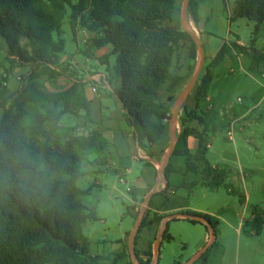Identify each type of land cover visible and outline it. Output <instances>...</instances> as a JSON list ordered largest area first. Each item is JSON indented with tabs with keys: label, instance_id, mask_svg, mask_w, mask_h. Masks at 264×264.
Returning a JSON list of instances; mask_svg holds the SVG:
<instances>
[{
	"label": "trees",
	"instance_id": "obj_1",
	"mask_svg": "<svg viewBox=\"0 0 264 264\" xmlns=\"http://www.w3.org/2000/svg\"><path fill=\"white\" fill-rule=\"evenodd\" d=\"M176 3L177 0H78L77 4L74 0H0V95L6 92L2 77L3 72L7 73L6 63L16 65L11 58L34 66L26 86L8 100L0 101L4 110L0 118V264L102 261L101 256L91 253L84 235L86 224L97 221L98 216L85 202L94 188L82 189L78 185L84 177L78 150L103 155L108 145L97 130L87 136L72 135L62 143L61 120L71 113L73 103L86 112L87 123L93 125L90 103L84 87L79 94L76 84L66 92L47 93L41 82L44 77L55 80L60 76L52 66L64 53L65 43L56 41L54 35L61 30L67 8L72 12L73 34L79 20L89 31L103 29V37L94 39L93 45L97 49L110 46L112 54L118 56L122 79L119 99L124 117L139 148L147 149L163 140L172 116L168 99L186 82L173 71L183 42L190 43L191 58L197 60L196 44L175 24ZM188 13L198 22L196 0L190 1ZM238 14L253 22L254 34L259 35L264 24V0H239ZM21 40L29 43L31 51L21 46ZM235 50L253 52L252 47L225 44L196 85V106L184 104L181 109L182 132L172 157L183 158L186 173L200 176V180L174 186L171 178L178 173L170 162L165 171L167 184L160 193L166 203L179 190L190 195L198 186L211 191L225 187L229 194L239 196L242 204L246 202L245 194L226 182L229 171L210 164L206 129L200 132L191 127L192 123L206 126L200 105L209 94L211 68ZM260 63H264V54L254 55L253 65ZM193 70L194 66L190 72ZM31 105L36 108L32 114L28 110ZM190 138L198 141L195 153L189 148ZM258 212L259 207H255L254 220L246 223L256 235L264 228ZM187 213L206 219L217 235L219 222L215 217ZM162 219L145 217L141 228L160 225ZM168 230L169 225L163 241L172 240ZM146 255L150 257V253Z\"/></svg>",
	"mask_w": 264,
	"mask_h": 264
},
{
	"label": "rangeland",
	"instance_id": "obj_2",
	"mask_svg": "<svg viewBox=\"0 0 264 264\" xmlns=\"http://www.w3.org/2000/svg\"><path fill=\"white\" fill-rule=\"evenodd\" d=\"M77 2L78 0H74V4ZM183 2L184 0H177L173 12L175 24L182 31ZM214 5L215 10L227 7L230 14L228 18V12L225 10L224 20L221 17L219 20L215 19L217 36H227L233 43L240 40L245 47H252L253 52L235 50L229 59L214 69L215 77L210 91L214 109L212 112L202 110L205 127L198 123H192L191 127L200 132L206 129L207 139L212 145L207 155L210 164L229 171L226 182L245 194L246 202L242 204L239 196L229 194L225 187L211 191L198 186L190 195L185 190H179L166 203L160 193L166 187L161 171L171 146L169 126L160 144L161 148L155 146L138 151L135 147V137L132 144L127 141L126 132L131 131L134 134V131L125 117L123 122L122 118L108 114L109 119L95 123L92 115L91 125L86 121V112L73 103L71 113L63 116L61 120L62 143L72 135L87 136L95 129L111 128L116 137L120 131L125 136L109 143L103 155L78 150L84 173L78 185L82 189L94 188L93 194L85 202L98 216L97 221L86 224L84 235L90 242L91 253L102 257L99 264H155L157 259L158 264L187 263L198 253L206 235H210L208 227L204 224H193L190 222L193 220L184 217L170 219L174 215H192L187 212L210 215L219 222L213 246L207 255L204 254L195 264H264V228L260 235H256L246 227L248 221L254 220L252 210L255 207H259L258 215L264 221V63L253 65V56L264 54V25L259 35H255V24L237 15L238 0H220V3L218 1ZM71 14V9L67 8L61 30L54 35L56 41L61 39L65 43L64 53L52 66L60 76L55 80L42 78L43 90L47 93L66 92L76 84L78 94L84 87L95 118H98L100 101L103 106L109 107L111 112L123 113L114 99L105 97L109 92L106 90L109 89V84L113 89L111 93L119 96L122 83L118 56L111 54L107 58L103 55L97 57L99 52L93 45V40L103 37V29L89 31L80 25L79 20L73 34L70 25ZM28 45L26 40H21V46L31 51ZM108 50L112 51V48L108 46ZM10 61L16 65L13 67L6 63L7 73H2L6 81L3 89L6 92L0 95V101L8 100L26 86L28 76L34 69L33 65L22 64L18 59L11 58ZM198 61L197 52V60L193 65L194 70L189 73V79L193 77ZM209 65L207 61L205 68ZM165 97V94H162V99ZM178 99L179 96L174 97L170 103L171 112ZM28 110L32 114L36 108L31 105ZM3 111L0 104V118ZM57 111H61V108ZM181 132L178 118L175 129L176 146ZM152 162L155 164L156 173L151 168ZM170 162L178 173L171 178L174 186H179L182 181L192 183L200 180V176L186 173L183 158L172 157ZM160 183L161 186L157 188ZM153 191L157 192L149 201L143 220L145 217L149 220L163 218L161 222L169 225L168 233L172 240L162 242L158 256L155 252V242L160 225L154 226L153 233L151 227H140L132 255L130 237L145 207V200ZM146 246L149 247L147 252L140 251ZM147 253H150V257H147Z\"/></svg>",
	"mask_w": 264,
	"mask_h": 264
},
{
	"label": "crops",
	"instance_id": "obj_3",
	"mask_svg": "<svg viewBox=\"0 0 264 264\" xmlns=\"http://www.w3.org/2000/svg\"><path fill=\"white\" fill-rule=\"evenodd\" d=\"M218 1L220 3V0H213V2L215 4L218 3ZM213 2H212V0H196V3H197V17H198V22H194L193 19L191 18V16L189 15V13L187 14V22H188L189 26L191 27V29L193 31H195L196 34H198V37L201 40V42L203 44V47H204V50H205L206 61H205L204 68L206 67L207 61H209V64H210L217 57V55L220 52L221 48L225 44L233 43V42H231L227 38V36H225V38H220V37L217 36L218 34H217V31L215 30V24H214L215 19L217 18V20H219V18L221 17L224 20L223 15L226 13V11L228 12L227 13L228 14V18L230 16V14H229V11H228V8L227 7L226 8L220 7L217 10H215V5H214ZM237 15L239 16L238 11H237ZM242 18H244V17H242ZM228 22H229V20H228ZM235 43H237V44H239L241 46H244L243 43L240 40H237ZM102 49L103 50L105 49V50L104 51H99V50H102ZM97 50L99 52L98 55H97V57H100V56L103 55V57H106L107 58V57H109L112 54V51H109L108 50V46L103 47L101 49H97ZM190 51H191V45H190V43L183 42L181 44V47H180L178 53L175 56L173 71L176 74H178L179 76H181L182 78H184L185 81H186L185 84L182 86V88L174 96L175 98L178 97V96H180L182 94V92L185 90V88L187 87L188 83L191 80V79H189V73H190L191 67L195 64V60H193L191 58ZM227 59H229V57H227L222 63H224ZM217 66L211 68V71L213 73V80H214V77H215V75H214V69ZM213 80H212V83H213ZM121 83H122V79H121ZM212 83H211V86H212ZM211 86H210V90H209L208 97L200 105L201 106V109H200L201 111L204 110V111H210V112H212L213 109H214V105H213L214 100H213V98H212V96L210 94ZM108 87H109V89L107 88V86L105 87V89L107 88L106 89L107 92L109 91L108 94L105 95V97H111L112 99H114L118 103V105H119V107H120V109H121V111L123 113L118 114V113L111 112L110 111V108L107 107V106H103V102L100 101V102H98V107H99L98 118L97 117L96 118L94 117L95 114H94V110H93L92 106H91V118H92V115H93V120L95 121V123L96 122L97 123H101L104 120L109 119L110 117L107 116V115L108 114H111L112 116H115V117L118 116L120 119L122 118V120L124 122V119L123 118H124V115H125V110H124L123 104H122L121 100L119 99V96H116V95L114 96V94L111 93V91L113 89L110 87V84H109ZM121 88H122V86H121ZM194 91L190 95V97L187 99V101L185 102V104L187 106H189L190 108H194L196 106L195 93H194ZM91 103H93V102H91ZM95 130H97L98 132H100L102 134L104 140L107 141L106 143H107L108 146H109V143H111L112 141L114 143V141L119 140V139H122L121 137L123 136V132L121 133V131H120L118 137H116L115 134H112L111 128H105L104 130H99V129H95ZM116 131L119 132V129H117ZM128 133L129 132H126V134H127V136H126L127 141L132 144V141L134 140V137L135 136H134L133 132L131 133V131H130L129 134ZM123 137H125V136H123ZM117 138H119V139H117ZM161 143H162V141L159 144H157L156 147L157 148H161L160 147V144ZM108 146H107V148H108ZM135 147H136V149L138 151L142 150V149L139 148L138 145H135ZM189 148H190V150H191L192 153H195L196 150H197V148H198V141L196 139L190 138L189 139ZM211 148H212V145L209 142L208 152L211 150ZM93 153H95V152H93ZM122 157H123V155L121 156V158ZM134 158L136 159L135 154H134ZM151 164H152V167L151 168L156 173V169H155L154 162H152ZM214 167H218V166H214ZM126 171H128V168L126 169ZM160 186H161V183L158 185L157 188H159ZM157 188H155V189H157ZM154 226L155 225L151 226L152 233L155 230L154 229ZM209 242H210V235L207 234L206 237H205V239H204V241L202 242V244L199 247V251H201V249H203ZM148 248L149 247L146 246L145 249L140 250V251H142V252H145L146 251L147 252V249Z\"/></svg>",
	"mask_w": 264,
	"mask_h": 264
},
{
	"label": "water",
	"instance_id": "obj_4",
	"mask_svg": "<svg viewBox=\"0 0 264 264\" xmlns=\"http://www.w3.org/2000/svg\"><path fill=\"white\" fill-rule=\"evenodd\" d=\"M191 0H184L183 5H182V9H181V24H182V28L184 30V32L188 33L193 42L196 44L197 46V51H198V56H199V61H198V65L197 68L194 72L193 77L191 78L190 82L188 83L187 87L185 88V90L182 92V94L179 96V99L177 101V103L175 104L174 109L172 110L171 114V120L169 123V132H170V137H171V146L168 152V156H167V160L165 162V165L162 167V171H161V177L164 181L165 184H167V179L165 176V169L166 167L169 165L173 153L175 151V146H176V134H175V129H176V125H177V121L179 118V114L180 111L183 107V105L185 104V102L187 101V99L190 97V95L193 93V91L196 88V85L202 75V72L204 70V66H205V61H206V57H205V50L203 47V44L201 42V40L199 39V37L190 29L191 27L189 26L188 22H187V14H188V7H189V3ZM174 97H171L168 99V103H171L173 101ZM157 191H153L145 200V207L142 209L141 215L140 217L137 219L136 224H135V228L134 231L132 232V235L130 237V241H129V246L132 252V255L134 254V243L136 240V237L139 233L140 227L142 225V221H143V215L146 211L147 205L149 203V201L151 200V198L153 197V195L156 193ZM178 217H184L185 219H189V220H193V221H197L199 223L205 224L207 225L209 231H210V242L203 248L201 249V251H199L191 260H189L187 263L185 264H195L198 260H200L202 258V256L204 254H206L209 249L213 246L215 240H216V235L214 230L211 228V226L208 224L207 220L199 217V216H195V215H174L173 217H171L170 219H175ZM166 225H164L162 222L160 224V229H159V233H158V237L156 239L155 242V252L156 254L159 256V252H160V248H161V243L163 241V236L166 230ZM132 260L134 261V256H132ZM158 264V259L156 260V263Z\"/></svg>",
	"mask_w": 264,
	"mask_h": 264
},
{
	"label": "built area",
	"instance_id": "obj_5",
	"mask_svg": "<svg viewBox=\"0 0 264 264\" xmlns=\"http://www.w3.org/2000/svg\"><path fill=\"white\" fill-rule=\"evenodd\" d=\"M230 136H232V133H230Z\"/></svg>",
	"mask_w": 264,
	"mask_h": 264
}]
</instances>
